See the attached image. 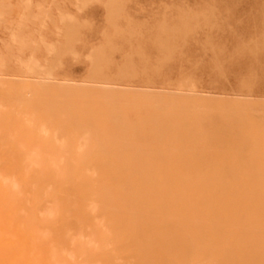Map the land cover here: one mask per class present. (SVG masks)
Here are the masks:
<instances>
[{"label":"rangeland","instance_id":"rangeland-1","mask_svg":"<svg viewBox=\"0 0 264 264\" xmlns=\"http://www.w3.org/2000/svg\"><path fill=\"white\" fill-rule=\"evenodd\" d=\"M0 84L40 92L38 140L81 187L127 173L160 203L230 188L246 215L264 189V0H0Z\"/></svg>","mask_w":264,"mask_h":264},{"label":"bare ground","instance_id":"bare-ground-1","mask_svg":"<svg viewBox=\"0 0 264 264\" xmlns=\"http://www.w3.org/2000/svg\"><path fill=\"white\" fill-rule=\"evenodd\" d=\"M39 95L28 101L0 84V264H264V189L244 198L246 215L230 188L215 197L179 190L160 203L154 184L127 173L99 172L81 187L53 137L38 140Z\"/></svg>","mask_w":264,"mask_h":264}]
</instances>
